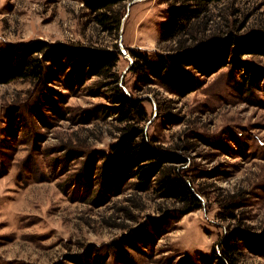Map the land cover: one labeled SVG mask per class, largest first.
Returning <instances> with one entry per match:
<instances>
[{"label":"rangeland","instance_id":"obj_1","mask_svg":"<svg viewBox=\"0 0 264 264\" xmlns=\"http://www.w3.org/2000/svg\"><path fill=\"white\" fill-rule=\"evenodd\" d=\"M167 6L123 0L108 9L120 21L107 31L84 0H0V47L44 41L117 50L119 84L147 111L144 132L186 158L174 165L201 201L186 212L152 188L135 191L132 177L107 183L100 152L121 125L105 113L108 88L95 75L75 83L66 66L45 61L46 79L0 83V264H78L77 257L124 264L113 242L144 223L147 236L123 246L134 264H215L214 251L231 230L263 233L264 56H242L261 69L252 84L230 64L202 76L184 96L147 83L127 69L131 50L155 55L175 48L176 39L160 37ZM207 14L209 37L219 29L264 30V0L211 2ZM234 247L237 264H264V253Z\"/></svg>","mask_w":264,"mask_h":264},{"label":"trees","instance_id":"obj_2","mask_svg":"<svg viewBox=\"0 0 264 264\" xmlns=\"http://www.w3.org/2000/svg\"><path fill=\"white\" fill-rule=\"evenodd\" d=\"M123 0H84L86 7L93 11V19L104 30H113L119 26L117 15L108 13V9ZM167 3V21L160 27L162 40L176 39L175 48L170 52L151 55L145 51L131 50L133 58L129 70L143 77L149 83L154 80L167 91L184 96L201 85V77L222 68L225 64L234 65L242 71L240 78L252 84L259 76L260 68L242 59L243 54L260 53L264 56V30L235 34L219 29L216 34L207 36L208 4L222 0H160ZM34 53L42 54V59ZM120 53L115 49L99 46H87L78 43L47 42L11 43L0 47V83L15 78H45L43 63L55 61L59 67L69 69V78L81 84L90 77L101 78L100 85L108 88L110 107H105L106 115L114 114L117 127V139L107 151H101L100 174L107 183L118 177L134 178L131 183L135 191L146 192L153 189L158 198L180 201L186 212L200 207V199L195 196L192 187L179 173L178 166L186 158L173 149H163L155 145L152 138L144 132V123L148 120L143 100L125 93L119 76L115 71ZM103 107V106H102ZM110 112H109V111ZM156 224V221H153ZM148 225L139 229H130L113 242L118 256L124 264H134L123 250L131 246L137 237L147 236ZM236 243H242L253 251L264 248V231L253 234L233 229L227 240L221 245V251H214L215 264H237ZM78 264H91L89 260L77 257ZM205 264H208L206 262Z\"/></svg>","mask_w":264,"mask_h":264},{"label":"water","instance_id":"obj_3","mask_svg":"<svg viewBox=\"0 0 264 264\" xmlns=\"http://www.w3.org/2000/svg\"><path fill=\"white\" fill-rule=\"evenodd\" d=\"M132 2H133V1H131L130 3H132ZM121 51H122L123 53H125V51H123V50H121ZM132 61H133V60L130 59V61H129V65L127 66V69H129L128 67L132 64ZM127 69H126V70H127ZM124 74H125V72L122 73L121 78H123ZM124 91H125V93H127V89L124 88Z\"/></svg>","mask_w":264,"mask_h":264}]
</instances>
